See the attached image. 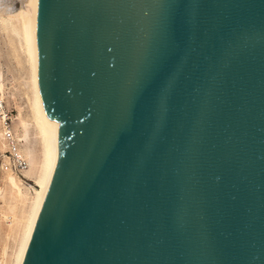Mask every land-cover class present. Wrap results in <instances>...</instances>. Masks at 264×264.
<instances>
[{
    "label": "water",
    "instance_id": "95a60500",
    "mask_svg": "<svg viewBox=\"0 0 264 264\" xmlns=\"http://www.w3.org/2000/svg\"><path fill=\"white\" fill-rule=\"evenodd\" d=\"M60 124L24 264H264V0H40Z\"/></svg>",
    "mask_w": 264,
    "mask_h": 264
},
{
    "label": "bare ground",
    "instance_id": "6f19581e",
    "mask_svg": "<svg viewBox=\"0 0 264 264\" xmlns=\"http://www.w3.org/2000/svg\"><path fill=\"white\" fill-rule=\"evenodd\" d=\"M39 9H40V0H27V3L25 6H23L22 8H20L17 11H14V12L12 11V12L6 13L7 16L4 17L5 23L8 22V23L13 24L15 34L17 33L22 38V40L24 42L23 43L24 48L26 50L25 52L27 53V57L29 60L30 68H31L30 69V71H31V75H30L31 76V82H30L31 85L30 86L32 89V91H31L32 94H31V97H30V95L28 96V97H30V100H28V101H30L29 106H31L30 110L32 112L33 123L30 121V119H29L30 122L28 121V119L25 120L26 118H23V116H25V115H23L22 116L23 119H21V125L23 127V134H20V136L22 135V137H21L22 140H24L26 142V144H25L26 147H25V149L23 148L24 149L23 151L25 152V154L29 160L28 163L30 164V169L26 170L25 172H27V175L34 178V183L36 186V187H33L34 195L32 196L31 201L28 200V202L30 204L28 207L29 209L26 213H24L22 215V218L20 219L21 224H22V233H21V239H20V241H18L20 243H19L18 249L16 251V255H15V259H14L15 261L13 260L14 264H24V262H25L27 254L29 252V248L31 246L32 239H33L34 234H35V230H36L38 222H39V218H40L41 213L43 211V208L46 204V201H47V198H48V195H49V192H50L53 180H54L55 172H56L58 162H59L61 145H62L61 136H60V124H59L58 120L51 117L50 113L48 112L47 107H46V103H45V98H44L43 91H42V86H41V80H40V40H39V24H38L39 23ZM1 10H2V8H1ZM3 13H2V15H3ZM2 15H0V16L2 17ZM14 37H16V36H14ZM16 41L17 40L15 38V42ZM19 41L21 43L20 38H19ZM16 45H17V42H16ZM21 49H22V46H21ZM19 52H18V54H19ZM21 54H23V53H21ZM26 60H27V58H26ZM29 89L30 88H28V90ZM0 90H1V85H0ZM27 116L29 117V115H27ZM17 117H19V116H17ZM31 124H34V130H32V131H35V128H36L37 133L40 137L41 144H42L41 145L42 146L41 152H42L43 156H42V158L40 157L41 160H39V154L37 155V150L35 149V142L32 141V138H31V132H32L30 130ZM17 125H18V123H17ZM1 137H3V136H1ZM34 137L37 138V136H34ZM2 139H4V138H2ZM35 140H37V139H35ZM36 147H38V146H36ZM0 151H2V150H0ZM1 179H3V178H1ZM8 182H9L8 185H10L11 191L15 195H18V197L20 196L21 199H22V197L28 198L27 193L24 191L25 189L23 190V187H22L23 182L18 176L10 175L8 178ZM29 190H30V188H29ZM10 196H11V194H10ZM4 202H6V201H4ZM6 203H9L8 199H7ZM21 203H22V201H21ZM25 203H26V201L24 202V205H26ZM12 204H14V202ZM12 207H13V205H12ZM18 208H20V207H18ZM25 209L26 208H24V210ZM14 210H17V209H14ZM13 218H14V215H13ZM13 218H11V219H13ZM13 223H15V222H13ZM11 226H14V225H11ZM11 226H10V228H11ZM17 236H18V234H17ZM14 242H15V240H14ZM7 254H9V253H7Z\"/></svg>",
    "mask_w": 264,
    "mask_h": 264
},
{
    "label": "rangeland",
    "instance_id": "374dc122",
    "mask_svg": "<svg viewBox=\"0 0 264 264\" xmlns=\"http://www.w3.org/2000/svg\"><path fill=\"white\" fill-rule=\"evenodd\" d=\"M26 3H27V0H0V11L2 13L4 12L5 14L8 12H12V11L14 12V11L19 10L23 6H25ZM1 8H2V10H1ZM1 12H0V15H2ZM4 13H3L2 17L0 16V80H1L0 81V85H1V90H0V98H1L0 99V137L3 136L4 128H5V126H7V123H8L11 126V128L13 129V131L15 132V134L17 135V137L20 139V148H21V152H22L26 147V145H25L26 142L24 140H22V138H21L22 135L20 136V134H23V127L21 125V119L26 118L25 120L28 119V121L30 119V121L33 123L32 112L30 110L31 106H29L30 101H28V100H30V97L32 94V92H31L32 89L30 86L31 85V83H30L31 82V76H30L31 75V71H30L31 68H30L28 57H27V53L25 52L26 50L24 48V44H23L24 42H23L22 38L17 33L15 34L13 24L8 23V22L5 23L4 17H6L7 14L5 15ZM14 36H16V37H14ZM15 38L17 40L16 41L17 45L15 42ZM19 38H20L22 44L20 43ZM21 46H22V49H21ZM18 52H19V54H18ZM21 53H23V54H21ZM26 58H27V60H26ZM28 88H30L31 90L30 89L28 90ZM29 95H30V97H28ZM23 115H25L26 117ZM27 115H29V117ZM17 116H19V117H17ZM22 116H23V118H22ZM17 123H18V125H17ZM30 130L31 131L34 130V124H31ZM34 136H37V138ZM2 138H4V137L0 138V142H1L0 143V148H1L0 150H2V151H0V263L1 264H3V263L4 264H14L16 251H17L19 243H20L18 241H20L21 233H22V224H21L20 219L22 218V215L24 213H26L29 209L28 207L30 204H29L28 200L31 201V198L34 195L33 187H36V186L34 183V178L27 175V172H23V174L18 175V174H15L13 172H7L3 169L2 165L4 162L10 160L9 159L10 154H9L8 145L6 144L5 139H2ZM31 138H32V141L35 142V149L37 150V155L39 154V160H41V158L43 156L42 152H41L42 151V148H41L42 144H41L40 137L37 133L36 128H35V131L31 132ZM35 139H37V140H35ZM36 146H38V147H36ZM23 155L25 156V158H27L25 152L23 153ZM27 161L29 162L28 158H27ZM29 169H30V164H29V168L27 170H29ZM10 175H16L22 180V182H23L22 187H23V190L25 189L24 191L27 193L28 198L22 197V199H21L20 196H19L20 197L19 198L18 195H15L11 191L10 185H8L9 184L8 178ZM1 178H3V179H1ZM29 188H30V190H29ZM10 194H11V196H10ZM7 199H8L9 203H6ZM4 201H6V202H4ZM21 201L23 204L21 203ZM25 201H26L25 204L27 206L24 205ZM13 202H14V204H12ZM12 205H13V207H12ZM18 207H20V208H18ZM24 208H26V209L24 210ZM14 209H17V210H14ZM13 215H14V218H13ZM11 218H13V219H11ZM13 222H15V223H13ZM11 225H14V226H11ZM10 226H11V228H10ZM17 234H18V236H17ZM14 237L15 238L17 237V238L15 239ZM14 240H15V242H14ZM7 253H9V254H7Z\"/></svg>",
    "mask_w": 264,
    "mask_h": 264
},
{
    "label": "built area",
    "instance_id": "2783aa9c",
    "mask_svg": "<svg viewBox=\"0 0 264 264\" xmlns=\"http://www.w3.org/2000/svg\"><path fill=\"white\" fill-rule=\"evenodd\" d=\"M3 137L8 145L10 154V160L4 162L2 165L3 169L18 175L23 174L29 168V163L21 152L20 139L8 123L4 128Z\"/></svg>",
    "mask_w": 264,
    "mask_h": 264
}]
</instances>
